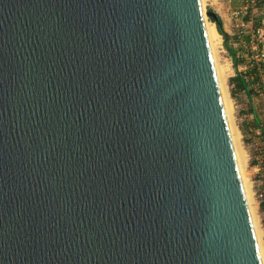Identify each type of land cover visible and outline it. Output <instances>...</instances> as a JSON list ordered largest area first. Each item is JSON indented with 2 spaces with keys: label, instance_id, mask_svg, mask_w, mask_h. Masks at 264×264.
<instances>
[{
  "label": "water",
  "instance_id": "95a60500",
  "mask_svg": "<svg viewBox=\"0 0 264 264\" xmlns=\"http://www.w3.org/2000/svg\"><path fill=\"white\" fill-rule=\"evenodd\" d=\"M207 15L0 0V264H262Z\"/></svg>",
  "mask_w": 264,
  "mask_h": 264
},
{
  "label": "crops",
  "instance_id": "0c3cea01",
  "mask_svg": "<svg viewBox=\"0 0 264 264\" xmlns=\"http://www.w3.org/2000/svg\"><path fill=\"white\" fill-rule=\"evenodd\" d=\"M255 5L256 16L248 15L246 16L248 20L244 18L245 20L241 19L240 21L238 19L240 16L237 17L239 13L237 10H233L232 14L224 12V15L220 14L221 16L216 13L228 35V45L236 52L237 68L234 67L233 59L229 55L232 65L229 91L237 114L236 122L246 152L253 188L262 190L264 189V106H262L264 104L262 102L264 70L260 68L262 64L258 61L262 59L257 55L264 52V39L260 40L263 42L262 44L255 45L253 36H257L255 33L260 29L259 35L264 38V0H258ZM244 21L248 24L249 22L253 23L252 32L247 33L243 30ZM243 32L244 35H242ZM255 47L256 51H253Z\"/></svg>",
  "mask_w": 264,
  "mask_h": 264
},
{
  "label": "rangeland",
  "instance_id": "374dc122",
  "mask_svg": "<svg viewBox=\"0 0 264 264\" xmlns=\"http://www.w3.org/2000/svg\"><path fill=\"white\" fill-rule=\"evenodd\" d=\"M204 2H205L204 3V9H205L206 12L208 10H214L219 15L220 14L224 15V12H225V14H228V13L232 14L233 10L234 11L237 10L239 12L237 14V17L240 16L238 19L241 21V19L245 20L244 18L246 16H248V15L256 16V12L257 11L254 10V7H256L255 3H257L258 0H204ZM227 8H229L230 10H228ZM209 17L210 16L207 15L206 19L208 21H211ZM247 24L248 23L245 22L244 25H242V26H244L243 30L245 32H247V33H249L250 31L252 32L253 23L249 22V24L248 25ZM259 28H261V27H259ZM244 34L245 33L243 32L242 35H244ZM255 34H257V36L256 35L253 36V37H255L254 38L255 45H257L258 43L262 44L263 42L260 41V40L264 39L263 36H260L259 35L260 33H255ZM250 49L252 50L251 47H250ZM253 51H256V47L254 48ZM217 54H218L217 55L218 61L221 64V66L223 67L224 78L226 80L227 89L229 90V76H230V73L232 72V65H231V62H230V59H229L228 51L226 50V48L224 46L223 36H222V39H221V41L219 43ZM258 61L261 62V64L263 65V68H264V60L263 61L262 60H258ZM229 93H230V91H229ZM263 98L264 97H262V102L264 103V101H263L264 99ZM262 106H264V104ZM232 107H233L232 108L233 122H234L235 126L238 129L237 122H236L237 114L235 112L233 101H232ZM239 145H240V150H241V155H242V163H243V166H244V169H245V172H246V176H247V178L249 180L250 190L252 192V196H253V199H254V202H255V206H256V213H257V217H258L259 227L262 230L263 239H264V227L262 226V220L264 218L263 217L264 213L260 211V209H259V207L257 205L258 203H257L256 197H255V193H254L255 189L253 188L252 180H251V177H250L251 173L249 171V167L247 166V163H248L247 162V156H246V152H245L244 147H243V141H242L240 133H239Z\"/></svg>",
  "mask_w": 264,
  "mask_h": 264
},
{
  "label": "bare ground",
  "instance_id": "6f19581e",
  "mask_svg": "<svg viewBox=\"0 0 264 264\" xmlns=\"http://www.w3.org/2000/svg\"><path fill=\"white\" fill-rule=\"evenodd\" d=\"M201 1H202L203 9H204V3L205 2H204V0H201ZM204 11H205V9H204ZM206 27H207L210 47L212 50V54H213V58H214L215 66H216L218 81H219L221 94H222V98H223V102H224V106H225V110H226V115L228 118L230 132H231L232 140L234 143L236 157H237L238 165H239L240 172L242 175V180H243V184H244L246 198H247L248 205L250 208V213H251V217H252V221H253V225H254L257 241H258V246H259V250H260V254H261V258H262V264H264V239H263L262 230L259 227L258 217H257V213H256V206H255V202H254V199L252 196V192L250 190L249 180L246 176V172H245V169H244V166L242 163V155H241V150H240V145H239V133H240V131H239V129H237V127L235 126V124L233 122L232 98H231V95L229 93V90L227 89L226 80H225L224 74H223V67L219 63L218 57H217L218 47H219V43L222 39V36L219 33L217 26L214 22L208 21L206 19Z\"/></svg>",
  "mask_w": 264,
  "mask_h": 264
},
{
  "label": "trees",
  "instance_id": "16d2710c",
  "mask_svg": "<svg viewBox=\"0 0 264 264\" xmlns=\"http://www.w3.org/2000/svg\"><path fill=\"white\" fill-rule=\"evenodd\" d=\"M210 18V20L212 21V22H215L216 23V25H217V29H218V31H219V33L223 36V38H224V46H225V48H226V50L228 51V53H229V55L232 57V59H233V63H234V67H236L237 68V60H235V55H236V52H235V50L232 48V47H230L229 45H228V43H227V33L224 31V29H223V27H222V21H221V19L220 18H214V17H212V16H210L209 17ZM245 19L246 20H248L247 19V17H245ZM260 68L263 70L264 68H263V65H260ZM256 72H257V70H256Z\"/></svg>",
  "mask_w": 264,
  "mask_h": 264
},
{
  "label": "built area",
  "instance_id": "2783aa9c",
  "mask_svg": "<svg viewBox=\"0 0 264 264\" xmlns=\"http://www.w3.org/2000/svg\"><path fill=\"white\" fill-rule=\"evenodd\" d=\"M257 33H261V30L258 29L257 30ZM257 57H259L262 60H264V52L258 54ZM254 193H255V197H256L257 203H258L257 205H258L260 211L264 213V189H262V190H255ZM263 222H264V218L262 220V226L264 227V223Z\"/></svg>",
  "mask_w": 264,
  "mask_h": 264
}]
</instances>
